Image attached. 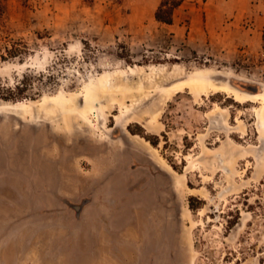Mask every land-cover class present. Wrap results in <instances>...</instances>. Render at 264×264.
Listing matches in <instances>:
<instances>
[{
    "label": "rangeland",
    "instance_id": "obj_1",
    "mask_svg": "<svg viewBox=\"0 0 264 264\" xmlns=\"http://www.w3.org/2000/svg\"><path fill=\"white\" fill-rule=\"evenodd\" d=\"M161 1L6 0L0 264H264V0Z\"/></svg>",
    "mask_w": 264,
    "mask_h": 264
},
{
    "label": "trees",
    "instance_id": "obj_2",
    "mask_svg": "<svg viewBox=\"0 0 264 264\" xmlns=\"http://www.w3.org/2000/svg\"><path fill=\"white\" fill-rule=\"evenodd\" d=\"M59 1H66V0H59ZM94 1L95 0H84V2L87 5H92L94 3ZM180 5H181V0H162L160 2L159 6L157 7L156 11H155V19L161 23L171 24L172 20H173L172 19L173 18V12ZM5 19H6V0H0V27L4 26ZM5 50L11 56H16L20 53V49H17L16 47H11V48L6 47ZM23 87H24V85H22V87H20V85H17L16 89L18 91H23ZM0 98H4L6 100L11 99L13 101H15L17 99V97L15 95H1V93H0ZM154 136H155L154 138L156 140H154V141L151 140V142L155 147H157L159 144L158 143V137L156 135H154ZM146 139L150 140L149 137H147ZM194 199H195V197H191L190 203H189V206L192 210H195V209L200 207V206H197L193 203Z\"/></svg>",
    "mask_w": 264,
    "mask_h": 264
},
{
    "label": "water",
    "instance_id": "obj_3",
    "mask_svg": "<svg viewBox=\"0 0 264 264\" xmlns=\"http://www.w3.org/2000/svg\"><path fill=\"white\" fill-rule=\"evenodd\" d=\"M74 207H75V209H76L77 211L80 210V206H79V205H74Z\"/></svg>",
    "mask_w": 264,
    "mask_h": 264
},
{
    "label": "bare ground",
    "instance_id": "obj_4",
    "mask_svg": "<svg viewBox=\"0 0 264 264\" xmlns=\"http://www.w3.org/2000/svg\"><path fill=\"white\" fill-rule=\"evenodd\" d=\"M236 96L239 97V94L237 93Z\"/></svg>",
    "mask_w": 264,
    "mask_h": 264
}]
</instances>
